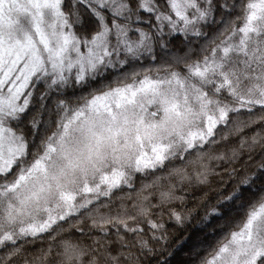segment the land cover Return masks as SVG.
Masks as SVG:
<instances>
[{
  "label": "snow or ice",
  "instance_id": "obj_1",
  "mask_svg": "<svg viewBox=\"0 0 264 264\" xmlns=\"http://www.w3.org/2000/svg\"><path fill=\"white\" fill-rule=\"evenodd\" d=\"M198 208L264 264V0H0V264H170Z\"/></svg>",
  "mask_w": 264,
  "mask_h": 264
},
{
  "label": "trees",
  "instance_id": "obj_2",
  "mask_svg": "<svg viewBox=\"0 0 264 264\" xmlns=\"http://www.w3.org/2000/svg\"><path fill=\"white\" fill-rule=\"evenodd\" d=\"M226 179V178H225ZM212 188H217V181L213 179ZM204 216V209L198 208L194 211L190 221L186 222L183 226H169V250L173 252L170 258V264H197L198 257L194 254V249L199 250L203 255L201 241L206 240V234L210 229L221 223L219 219L213 218L211 223L207 226L204 225L202 217ZM239 219V216L236 217ZM219 234V233H218ZM50 241H37L35 245L28 246L31 255H39L40 248H46Z\"/></svg>",
  "mask_w": 264,
  "mask_h": 264
}]
</instances>
